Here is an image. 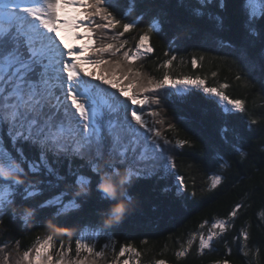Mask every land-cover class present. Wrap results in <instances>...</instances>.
Wrapping results in <instances>:
<instances>
[{"label": "trees", "instance_id": "obj_1", "mask_svg": "<svg viewBox=\"0 0 264 264\" xmlns=\"http://www.w3.org/2000/svg\"><path fill=\"white\" fill-rule=\"evenodd\" d=\"M257 1L93 0V24L103 17L107 31L89 56L144 98L149 135L122 112L80 139L64 111L20 104L10 92L21 82L2 80L0 264H26L47 240L37 264H264ZM16 33L0 37L2 63L34 58ZM19 87L29 93L30 81Z\"/></svg>", "mask_w": 264, "mask_h": 264}, {"label": "rangeland", "instance_id": "obj_2", "mask_svg": "<svg viewBox=\"0 0 264 264\" xmlns=\"http://www.w3.org/2000/svg\"><path fill=\"white\" fill-rule=\"evenodd\" d=\"M18 1H21L24 5L22 7H18L15 9H12L8 5L5 7L4 2L0 1V15L11 14L15 11H18L17 19L19 20V18H22L23 23H24L23 26L26 27L32 23L30 26H28V28L30 30L38 29L37 32H39V33H43V32L48 33V34H46V36L49 37V38H47V40L49 43H51L49 50H50V52L56 53V55H53V56H55L54 59L56 61H51L52 58L49 59V61H50L49 63H51L53 65H49V66H51V68L48 69V72L46 73V75H49V77L56 75V77L58 78L59 74H60V68L59 67L61 66L60 62H61V56H62L63 52L60 49H57V51L59 52L57 54V51H55V49H56L55 40H58L59 37H62V38L68 37L70 39V36H71V32L69 34H63L62 35L61 32L58 31V29H60V30L62 29V26L65 23L63 16L59 17L58 15H56V12L53 15L51 14V7L48 4V2H49L48 0H18ZM53 1H54V5L57 6L56 0H53ZM66 1L68 2V0H66ZM8 2H15V1L14 0H8ZM38 3H40L39 7L41 8L40 9L41 10L40 12L42 13L41 16H44V19L42 21H41L40 17H37V21H36L34 16H38V15L33 14V12H32V11H35L34 9H37L34 6L37 5ZM258 4L259 3L257 0H249V5H250L249 7H251V9H255L258 6ZM70 5H72V6L69 7V5H67L64 7V11L68 12L69 14L71 11L74 10L73 6L76 5V3H73V4L70 3ZM93 5H94V3L91 0L87 1L88 7L93 9V8H95V5L94 6ZM78 15H80V12H78ZM100 19H101L100 22H98V24L96 26H94V25L89 26L88 25L87 27H85L84 24H81L79 27V28H83V32H81V31L80 32L85 33L84 36L86 37V41L89 43L92 50L95 48V42L104 38V35L99 34L97 32V30L103 29V31H107V28L105 27L106 25L102 21L103 17L102 18L100 17ZM5 20H6V18H5ZM72 20H73V18H69V23L67 26L71 27V28H75L77 26L78 22H77V20H74V21H72ZM86 22H87V20H86ZM6 23H7V21H6ZM8 24H11V23L8 22ZM1 28H2V30H5L6 26L4 23L1 24ZM25 38L28 40L29 36H25ZM86 41H83L81 45L82 46L85 45V47H87L88 43ZM43 43H44V41L39 42V44H43ZM37 44H38V41H36V40L32 42V45L39 46ZM76 56H79V57L83 56V48L72 49L71 51H69L67 53V58H72V57H76ZM85 61L87 62V59H84V58H78L77 60L75 59L72 61L73 63L71 65H72V67H75L76 72L73 73L72 75H70V77L73 78L74 74L77 75V77L74 78V82H75L76 86L79 85L83 88L81 80L83 78L89 77L97 85V91H98V94L100 95L101 98H104V95L108 94V93H112L115 95L117 94V96H118L117 104H121V105L125 106V110H126L125 115H126L127 124H130V122H131L133 125H134V123L137 125H140L141 126L140 129L142 130L141 132L149 135V131H150L149 129L150 128L146 127L147 125L140 118L141 116L144 117L141 114V111L144 109V106H143L144 104L143 103L141 104L139 100H135L133 98V96L127 90H124L122 87H120L121 83L118 80H116L117 82L106 81L105 79L101 78L95 70H94V72L89 70V65H87ZM10 69L11 68L0 65V73H2L4 71H9ZM88 71H91L92 74L91 75L88 74ZM81 74H83V78H81ZM3 78L0 79V86L3 83L2 82ZM21 84L15 85L14 90L12 92H10V94H12V96H15V93L18 92L17 95H18L19 99L23 98L21 94H24V92H23L24 88L19 87ZM7 85H8V83L5 82V85H3V88L6 87ZM163 87L167 89V86L165 84ZM195 87H200L201 89H203L200 84H196ZM9 88H13V87L10 86ZM183 88H186V87L183 86L182 84L181 85L180 84L172 85V87H171V89H173L174 91L180 92V93L183 91ZM90 93H92V87L90 88ZM30 94H32L31 91H29L28 97L26 99H28L29 101H32ZM78 95L79 94H77V96ZM211 95L219 97V98H223L222 95H217L216 92L212 93ZM45 98H47V99L51 98L52 100L55 99L57 102L59 101V98H56L55 95L54 96L47 95ZM35 101H39V99L36 98ZM72 101L77 105H81L83 107H86V103L84 100H80L78 98H73ZM61 102H63V103L65 102V97L63 95L61 96ZM221 102H222V106L225 110H229V108L232 107L231 104H229V102L226 99H222ZM51 104L55 105L56 103L52 102ZM81 106L75 107L74 109L76 110L80 120L84 121L81 123L86 125V128H84L81 131V136L85 137L86 135H89V133L91 134L93 132V128H91L90 126H87L86 123L90 124L91 117H92L94 112L92 109H88V108L86 110H84ZM14 111H15V114L18 116L19 112L21 111V108L17 107V108H15ZM70 111H71V109H70ZM67 113L70 115V112L68 110H67ZM32 123H35V121H32ZM75 123L76 122L72 121V126H75L76 125ZM137 125H135V126H137ZM160 159H161L160 157H157L156 162ZM166 162H167V165H169L170 168H172V161H171V158L169 157V155H167ZM164 168L167 169L166 164H164ZM13 181H16V179H13ZM6 192L7 191H5V201H6V196H7ZM53 202L59 205V204H61V202H63V200L61 198H57V199L53 200ZM0 204H1V200H0ZM51 247L52 246H51L50 242H45L42 245H40L36 249L31 261H29L31 257L29 255H27V260L29 261L28 263L37 264L39 261H41L45 257L49 256V254L51 252V250H50Z\"/></svg>", "mask_w": 264, "mask_h": 264}, {"label": "bare ground", "instance_id": "obj_3", "mask_svg": "<svg viewBox=\"0 0 264 264\" xmlns=\"http://www.w3.org/2000/svg\"><path fill=\"white\" fill-rule=\"evenodd\" d=\"M121 87V86H120ZM35 104L39 105V101H35ZM1 107V106H0ZM2 109V108H1ZM3 110V109H2ZM120 116V115H119ZM6 118V117H5ZM21 123V122H20ZM157 159V158H156ZM21 195V194H20Z\"/></svg>", "mask_w": 264, "mask_h": 264}]
</instances>
